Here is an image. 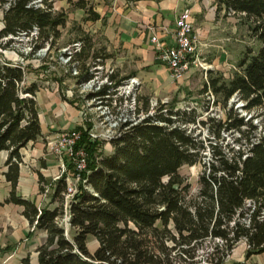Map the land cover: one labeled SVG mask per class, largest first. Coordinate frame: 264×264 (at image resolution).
Returning <instances> with one entry per match:
<instances>
[{"label": "trees", "instance_id": "16d2710c", "mask_svg": "<svg viewBox=\"0 0 264 264\" xmlns=\"http://www.w3.org/2000/svg\"><path fill=\"white\" fill-rule=\"evenodd\" d=\"M36 1L0 0L5 11L0 49H11L17 40L32 38L36 54L45 46L51 49L61 37V28L68 22L66 13L54 9L55 0ZM58 1L84 10L87 21L101 19L91 0ZM216 3L218 11L224 9L227 15L246 21L261 44L257 52H245L232 78L208 72L203 93L216 98L214 103L222 106L224 118L203 119L195 108L184 110L163 103L112 140L110 155L102 151L107 142L90 138L92 125L77 128L82 131L78 147L86 150L88 160L69 208L71 239L58 224L64 214L66 177L57 182L53 202L59 205L54 209H40L17 193L21 151L43 136L36 101L41 87L28 80L32 64L7 60L0 53V152H9L5 175L12 184L7 203L23 207V215L35 231L47 233L38 249V264H227L242 242L247 244V259L264 253V0ZM35 29L38 34L32 37ZM79 43L80 51L73 49L63 57H71L67 64L72 72L77 70L75 79L81 86L96 77L92 68L104 66L110 56L91 53L89 36ZM90 59L95 62L89 64ZM108 79L111 84L90 92L87 99L102 106L110 104L111 90L123 82L116 75ZM234 98L244 104L242 110L249 118L228 107ZM139 101L147 114L150 99ZM203 129L208 132L206 138ZM224 133L239 134L235 140L241 144L238 150L225 141ZM208 149L211 157L207 161ZM195 165L204 169L193 196L179 171ZM69 173L74 174L72 167ZM90 236L99 243L94 252L89 250ZM207 242L214 243L213 251L202 258L200 250ZM22 264H31L30 258Z\"/></svg>", "mask_w": 264, "mask_h": 264}, {"label": "crops", "instance_id": "0c3cea01", "mask_svg": "<svg viewBox=\"0 0 264 264\" xmlns=\"http://www.w3.org/2000/svg\"><path fill=\"white\" fill-rule=\"evenodd\" d=\"M57 1H54V9L62 11L55 8ZM59 2L72 6L67 1ZM91 2L95 4V11L101 16L96 22L87 21L85 11L72 6L82 13L87 24V29L84 28L82 34L86 33L85 36L91 37L93 42V37L100 35L106 45L97 52L110 56L105 60L104 66L114 59L118 63H127L132 68L129 78L139 80L140 90L148 92L150 100L184 98L192 91L193 80L198 71L189 73L183 80L174 81L167 67L158 60V50L151 42V38L157 36L163 46H173L176 42L175 21L186 10L191 14V22L201 44L203 58L212 66V71H225V65H222L221 61L226 52V45L222 44L230 40L227 35L229 36V29L233 28H228V24L232 23L235 16L227 15L224 9L218 11L216 0ZM66 15L68 16L67 13ZM4 16L5 11L0 4V31L5 27ZM109 49L123 54L114 58L108 53ZM13 62L32 64L30 58L25 61L24 57ZM28 80L30 81V77ZM36 101L40 109L43 136L38 141L29 143L21 151L22 163L17 193L22 198L35 202L40 209H54L57 202H53V195L58 182L55 179L59 175L61 163L56 156L48 153V142L60 131L85 127L86 114L79 103L73 104L70 98L62 96L56 89L41 87ZM107 146L113 149L110 144ZM8 156L9 152H0V264H22L25 258H30L31 264H38V249L46 242L47 233L35 231V226L23 215V207L7 203L12 191V184L7 181L5 175L8 172ZM40 177L43 178V183H40ZM241 245L234 250L227 263L264 264V253L247 259V245Z\"/></svg>", "mask_w": 264, "mask_h": 264}, {"label": "rangeland", "instance_id": "374dc122", "mask_svg": "<svg viewBox=\"0 0 264 264\" xmlns=\"http://www.w3.org/2000/svg\"><path fill=\"white\" fill-rule=\"evenodd\" d=\"M55 8L57 10H62L68 14V23L66 24L65 28H61V37L55 41L51 49L49 48V46H45L43 49L34 54L30 50V48L34 47V45H37L35 43L36 40L32 38H23L22 40H17L11 49H0V53L4 55L5 59L11 61H18L23 57L30 58L32 64H34L35 66L34 67L32 65L33 72L29 75L30 81L37 82L44 89H56L58 90V93L62 94V96L66 95L68 98L74 101V103H79V105L82 106V110L86 114L85 122L87 125H98L100 118H102V120L105 118V116L102 114L103 112H105L106 114L110 112V114L113 116L120 115L129 106L130 98L128 96V89H124L121 92H118L117 89L111 90L112 99L110 101V104L106 105L108 106V109H100V105L97 103L98 101H90L87 99V96L90 93L89 88H85L76 83V75L71 71L69 64L66 63L63 54L68 49L73 50L74 45L79 42L81 38L85 37L86 33H82L84 28L87 29V24L84 21L82 13L76 11L72 6L66 4L65 2L60 3L59 1H57ZM228 25V28L231 27L233 29H229V36L227 35L230 40H226L225 43L222 44L226 45V52L224 53V57H222L221 61V64L225 65L224 68L226 69L222 72L214 71L225 74L223 76H225L226 79L232 78L233 75L239 71V61L244 56L246 51L255 50L257 52L261 48V44H259L252 36L249 25L246 21H242L241 18L235 17L232 20V23ZM93 40L94 50H92L91 53L99 51L102 46L106 45L100 35H95L93 37ZM38 42L39 44L41 43V41ZM108 53L112 54L114 58H117L118 56L123 54L122 52L114 51L113 49H109ZM92 61L95 62V60L90 59L88 63L90 64ZM95 69L99 70V73H97ZM131 70L132 68L127 63H118L116 59L108 61L105 66L92 68V71L96 73L99 85H103V83L105 84L107 77H109L110 75H117L118 80H122L123 84H125V82L131 79L129 78V76L131 75ZM209 71H212V66ZM208 80L209 73L205 74L202 71H198L195 74L193 80L192 91L190 93H187L184 98L177 97L164 101L161 99H153L150 100V106L152 107L153 103H157L156 107L163 103H172L176 104L177 108H181L184 110H190L192 108L197 109L199 113L203 114V119L208 117H215L219 119L224 118V110L222 106H217L216 103H214V100L216 98L210 93H203L204 85ZM135 93L137 102L141 109L140 111L146 114V112L143 111V103L139 101V98H149L148 92H146L145 90H140L139 84L136 87ZM243 105L244 104L239 102L237 98H234L230 100L228 107H234L235 110L238 109V112H240L242 116L249 118L250 114L242 110ZM196 127L198 126H194V128ZM100 130L101 129H97V132H100ZM202 135L203 138H206L208 136V132L206 129H203ZM224 137L225 141L235 147L236 150H238L241 146L240 143L235 142V140L239 137L238 133H224ZM107 145L108 144L105 145L102 151L105 155H110L113 152V149H111L110 146ZM207 151L208 152L206 153V160L208 161L210 160L211 153L209 152V149ZM203 169L204 168L202 165H195L184 166L179 171L180 175L186 180L188 184H190L191 194L193 196L198 193V181ZM55 205L58 206L59 204L55 203ZM65 230L66 236L71 239L73 233L71 231V228L67 227ZM242 243H240L237 248L242 246ZM98 245V241L90 236V240L88 242L89 250L91 252H94L97 249ZM213 246V242H207L205 246L200 250L201 257L206 258V256L213 251ZM229 258L230 256L227 258V260Z\"/></svg>", "mask_w": 264, "mask_h": 264}, {"label": "built area", "instance_id": "2783aa9c", "mask_svg": "<svg viewBox=\"0 0 264 264\" xmlns=\"http://www.w3.org/2000/svg\"><path fill=\"white\" fill-rule=\"evenodd\" d=\"M41 0H37L39 3ZM6 5V8H9ZM38 30L32 33L37 36ZM175 35L176 42L171 47H165L160 42L157 36L151 38V42L158 50V60L161 64L167 67L170 75L174 81L183 80L189 73L193 71H202L205 74L209 72L211 66L205 61L202 56L201 44L195 35L194 27L191 22V14L188 10L184 11L175 21ZM30 39V38H27ZM7 40V38L5 39ZM81 43H76L73 47L76 51L81 50ZM33 51V47L30 48ZM72 50H67L65 53L70 55ZM66 63L71 60L68 56L65 58ZM75 75L78 74L77 70L74 71ZM106 83L111 84L107 77ZM105 83V84H106ZM104 84V83H103ZM137 78H131L125 84H122L117 91L121 92L128 89V96L130 98L129 106L118 116H113L108 112L102 114L105 118H100L99 124L92 126L89 130L90 138L93 141L107 142L109 144L112 140L122 136V134L129 128L139 124L146 116L154 113V108L157 103H153L151 110L144 114L140 111V106L136 98V87L139 85ZM89 88V92L99 90L100 86L97 77L81 85ZM100 109H108V106H99ZM111 118V119H110ZM97 129H101L97 132ZM82 137V131L79 129L63 130L57 133L53 140H49L47 151L49 154L58 158L61 163L59 175L56 181L66 177L67 191L64 193V214L58 218V224L67 228L70 227V204L74 200L78 192V184L82 181V173L87 168L88 155L84 148L78 147V143ZM72 167L74 174L69 173V168ZM86 181H84L85 183ZM86 189L91 191V188L86 185Z\"/></svg>", "mask_w": 264, "mask_h": 264}]
</instances>
